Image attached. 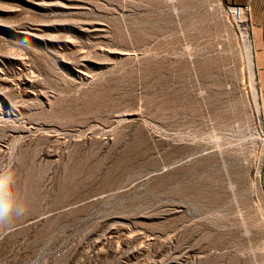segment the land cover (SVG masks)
Instances as JSON below:
<instances>
[{"label":"rangeland","instance_id":"1","mask_svg":"<svg viewBox=\"0 0 264 264\" xmlns=\"http://www.w3.org/2000/svg\"><path fill=\"white\" fill-rule=\"evenodd\" d=\"M263 118L223 0H0V264H264Z\"/></svg>","mask_w":264,"mask_h":264},{"label":"crops","instance_id":"2","mask_svg":"<svg viewBox=\"0 0 264 264\" xmlns=\"http://www.w3.org/2000/svg\"><path fill=\"white\" fill-rule=\"evenodd\" d=\"M226 6L250 3L253 10V42L259 84L264 92V0H223Z\"/></svg>","mask_w":264,"mask_h":264},{"label":"built area","instance_id":"3","mask_svg":"<svg viewBox=\"0 0 264 264\" xmlns=\"http://www.w3.org/2000/svg\"><path fill=\"white\" fill-rule=\"evenodd\" d=\"M227 11L232 20L241 27L248 37L253 39V10L250 3L234 5L232 7L227 6ZM262 124L264 127V118Z\"/></svg>","mask_w":264,"mask_h":264}]
</instances>
